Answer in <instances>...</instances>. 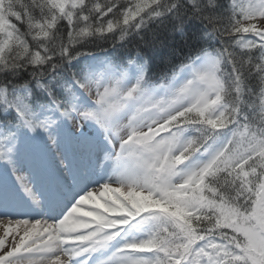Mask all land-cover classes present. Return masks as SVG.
I'll return each mask as SVG.
<instances>
[{"label": "snow or ice", "instance_id": "obj_1", "mask_svg": "<svg viewBox=\"0 0 264 264\" xmlns=\"http://www.w3.org/2000/svg\"><path fill=\"white\" fill-rule=\"evenodd\" d=\"M0 264H264V0H0Z\"/></svg>", "mask_w": 264, "mask_h": 264}, {"label": "rangeland", "instance_id": "obj_2", "mask_svg": "<svg viewBox=\"0 0 264 264\" xmlns=\"http://www.w3.org/2000/svg\"><path fill=\"white\" fill-rule=\"evenodd\" d=\"M247 2H248V0L245 3H247Z\"/></svg>", "mask_w": 264, "mask_h": 264}, {"label": "trees", "instance_id": "obj_3", "mask_svg": "<svg viewBox=\"0 0 264 264\" xmlns=\"http://www.w3.org/2000/svg\"><path fill=\"white\" fill-rule=\"evenodd\" d=\"M247 0H244V2H246Z\"/></svg>", "mask_w": 264, "mask_h": 264}]
</instances>
